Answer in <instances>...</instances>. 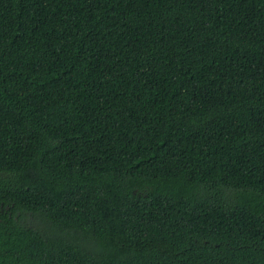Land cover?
Returning <instances> with one entry per match:
<instances>
[{
    "label": "trees",
    "instance_id": "16d2710c",
    "mask_svg": "<svg viewBox=\"0 0 264 264\" xmlns=\"http://www.w3.org/2000/svg\"><path fill=\"white\" fill-rule=\"evenodd\" d=\"M0 264H264V0H0Z\"/></svg>",
    "mask_w": 264,
    "mask_h": 264
},
{
    "label": "bare ground",
    "instance_id": "6f19581e",
    "mask_svg": "<svg viewBox=\"0 0 264 264\" xmlns=\"http://www.w3.org/2000/svg\"><path fill=\"white\" fill-rule=\"evenodd\" d=\"M48 96V95H47ZM30 98V97H29ZM47 106V105H46ZM42 111V110H41ZM34 124V123H33Z\"/></svg>",
    "mask_w": 264,
    "mask_h": 264
}]
</instances>
